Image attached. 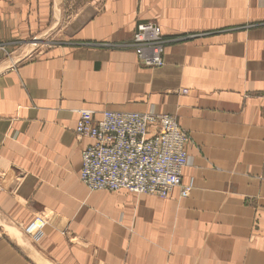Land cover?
<instances>
[{
    "label": "crops",
    "instance_id": "1",
    "mask_svg": "<svg viewBox=\"0 0 264 264\" xmlns=\"http://www.w3.org/2000/svg\"><path fill=\"white\" fill-rule=\"evenodd\" d=\"M141 21L178 38L161 67ZM81 109L175 116L190 195L90 190ZM0 264H264V0H0Z\"/></svg>",
    "mask_w": 264,
    "mask_h": 264
},
{
    "label": "built area",
    "instance_id": "2",
    "mask_svg": "<svg viewBox=\"0 0 264 264\" xmlns=\"http://www.w3.org/2000/svg\"><path fill=\"white\" fill-rule=\"evenodd\" d=\"M177 39L165 36L157 22L141 21L124 46L133 49L141 65L157 68L165 63L167 45ZM75 132L91 139L82 152L80 171L90 190H128L167 198L180 188L182 198L190 195L192 184L182 181L183 169L191 163L186 148L190 135L175 116L104 110L96 118L92 110L81 109ZM47 222V217L37 215L25 233L39 238Z\"/></svg>",
    "mask_w": 264,
    "mask_h": 264
},
{
    "label": "rangeland",
    "instance_id": "3",
    "mask_svg": "<svg viewBox=\"0 0 264 264\" xmlns=\"http://www.w3.org/2000/svg\"><path fill=\"white\" fill-rule=\"evenodd\" d=\"M48 38V37H46ZM50 38V37H49ZM33 39V38H32ZM30 42L34 43L33 45L30 46L26 45V50H22L20 52H16V54L13 55V57L15 56V58H20L21 59H25L28 57H33L35 56L40 50H42V48H46V45H43L41 42H46L47 40L42 39L41 41H39L40 43H38L37 41L32 40ZM187 91V90H186ZM185 92V91H184ZM186 93V92H185ZM35 218V217H34ZM25 231V230H24Z\"/></svg>",
    "mask_w": 264,
    "mask_h": 264
},
{
    "label": "water",
    "instance_id": "4",
    "mask_svg": "<svg viewBox=\"0 0 264 264\" xmlns=\"http://www.w3.org/2000/svg\"><path fill=\"white\" fill-rule=\"evenodd\" d=\"M34 41H37V42H38V40H37V39H34Z\"/></svg>",
    "mask_w": 264,
    "mask_h": 264
}]
</instances>
